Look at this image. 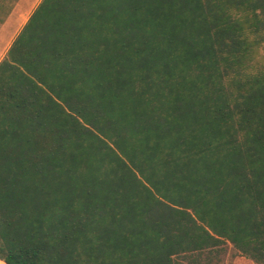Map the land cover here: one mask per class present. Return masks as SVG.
Segmentation results:
<instances>
[{
  "label": "trees",
  "instance_id": "16d2710c",
  "mask_svg": "<svg viewBox=\"0 0 264 264\" xmlns=\"http://www.w3.org/2000/svg\"><path fill=\"white\" fill-rule=\"evenodd\" d=\"M264 0H41L0 63V260L264 264Z\"/></svg>",
  "mask_w": 264,
  "mask_h": 264
},
{
  "label": "rangeland",
  "instance_id": "374dc122",
  "mask_svg": "<svg viewBox=\"0 0 264 264\" xmlns=\"http://www.w3.org/2000/svg\"><path fill=\"white\" fill-rule=\"evenodd\" d=\"M13 1L14 0H11V3ZM30 3H28L29 11L27 10V18L33 5V3L30 5ZM3 15L4 14H0V17ZM252 66L254 71L264 74V46H262L255 55ZM177 259L180 264H257L251 260L252 258L242 256L241 253L230 243L220 247L204 250L202 252L181 255Z\"/></svg>",
  "mask_w": 264,
  "mask_h": 264
},
{
  "label": "crops",
  "instance_id": "0c3cea01",
  "mask_svg": "<svg viewBox=\"0 0 264 264\" xmlns=\"http://www.w3.org/2000/svg\"><path fill=\"white\" fill-rule=\"evenodd\" d=\"M30 2L33 5L27 18L28 3ZM40 2L41 0H14L11 3V0H0V14H4L0 17V63ZM0 264L5 263L0 260Z\"/></svg>",
  "mask_w": 264,
  "mask_h": 264
}]
</instances>
